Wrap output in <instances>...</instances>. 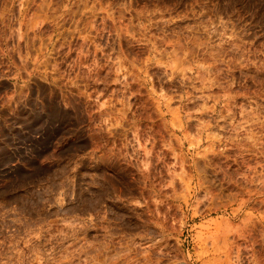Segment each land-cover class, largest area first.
Listing matches in <instances>:
<instances>
[{
    "label": "rangeland",
    "instance_id": "374dc122",
    "mask_svg": "<svg viewBox=\"0 0 264 264\" xmlns=\"http://www.w3.org/2000/svg\"><path fill=\"white\" fill-rule=\"evenodd\" d=\"M0 264H264V0H0Z\"/></svg>",
    "mask_w": 264,
    "mask_h": 264
}]
</instances>
